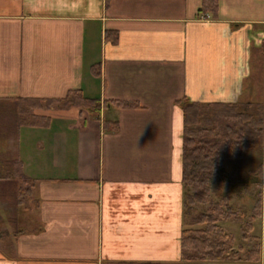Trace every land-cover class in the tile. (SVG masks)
I'll list each match as a JSON object with an SVG mask.
<instances>
[{
    "label": "crops",
    "instance_id": "0c3cea01",
    "mask_svg": "<svg viewBox=\"0 0 264 264\" xmlns=\"http://www.w3.org/2000/svg\"><path fill=\"white\" fill-rule=\"evenodd\" d=\"M263 44L264 0H0V104L41 100L0 139L36 200L0 264H184L182 100L246 97Z\"/></svg>",
    "mask_w": 264,
    "mask_h": 264
},
{
    "label": "trees",
    "instance_id": "16d2710c",
    "mask_svg": "<svg viewBox=\"0 0 264 264\" xmlns=\"http://www.w3.org/2000/svg\"><path fill=\"white\" fill-rule=\"evenodd\" d=\"M93 69L98 75L95 66ZM254 103L256 102L238 100L231 103L213 102L203 105L196 101L182 100L184 116L182 261H225L228 245L224 240L226 236L223 235L220 222L233 221L240 217L229 201L230 192L239 194L246 186L262 187L264 160L248 170L244 176H233L228 170L231 160L240 159L252 149L261 152L264 150V98L256 103L258 105L255 113L249 111ZM40 104V99L33 102L18 100L20 123L28 118L30 108L39 107ZM46 104L48 108L84 106L96 112L100 110V100L84 98L80 90L70 92L64 99H47ZM115 105L122 108L138 107L136 103L123 101H116ZM25 182L27 184L28 181H24L23 184ZM30 184L31 187L20 189L19 205L32 200L34 184ZM228 184H231V189L225 191L224 187ZM216 192L222 198L215 202L213 194ZM260 194L259 191V197ZM207 204H211L207 210L194 213L197 207ZM195 225L200 227L194 228ZM7 237V231H0V240ZM254 255L256 261L253 262H264V245L258 243Z\"/></svg>",
    "mask_w": 264,
    "mask_h": 264
},
{
    "label": "rangeland",
    "instance_id": "374dc122",
    "mask_svg": "<svg viewBox=\"0 0 264 264\" xmlns=\"http://www.w3.org/2000/svg\"><path fill=\"white\" fill-rule=\"evenodd\" d=\"M246 84L252 88L253 92H248L246 97L242 96L239 100L253 101L257 103L264 98V44L262 49L257 51L251 60V75L250 78L246 80ZM256 103L253 104L249 111L254 113L257 111L256 107L258 104ZM0 107H6L4 110V112L6 111V114L1 115L0 119L3 120L4 124H10L5 125L6 127L1 125L3 123L0 124V139L3 140L10 134V128L13 127L11 126L12 121L18 120V108L14 103L0 104ZM11 151L12 149H10V147H0V230L3 227H8V223H13L14 217L18 212H20L21 220L16 224H13L15 229L29 227L30 221L27 220L28 216L31 215L32 219L35 217L33 209L35 207L36 200L33 197L32 200H29L27 203L21 205L18 203L20 198V189L23 187V189L29 188L31 187V184L30 182H27V184L25 182L23 184L25 180L22 179L20 174L16 173L14 165H19L15 163L16 161ZM10 160L15 161L13 162V165H9ZM262 160H264V150L261 152L258 149H252L240 159H233L229 162V173L233 176H244L247 174L248 170L253 169ZM262 182L261 188H248L246 186L242 188L241 193L239 194H236L233 191L230 192L231 196L229 201L234 207V211L237 212L240 217L237 220H222L220 222L224 232L223 235L226 236L224 240L228 245L226 246V256L224 262L251 263V261H256V256L254 255L256 246L258 243H261L262 246L264 245V173ZM224 188L225 191H230L231 184H228ZM259 191L261 192L260 197L258 195ZM221 198L222 196L219 193L216 192L213 194V200L215 202L221 200ZM210 205L211 204L199 206L196 208L194 213L197 214L201 210H207ZM26 209L30 212L28 210V212H25ZM26 214L29 215L24 216ZM190 218L191 216L189 219ZM196 227L200 226L195 225L194 228ZM186 262L188 263H185V261L183 263H197L194 261ZM198 264L209 263L202 262Z\"/></svg>",
    "mask_w": 264,
    "mask_h": 264
},
{
    "label": "clouds",
    "instance_id": "9594fccd",
    "mask_svg": "<svg viewBox=\"0 0 264 264\" xmlns=\"http://www.w3.org/2000/svg\"><path fill=\"white\" fill-rule=\"evenodd\" d=\"M141 154H142V153H140L138 150L134 152V155H135V156H139V155H141Z\"/></svg>",
    "mask_w": 264,
    "mask_h": 264
}]
</instances>
